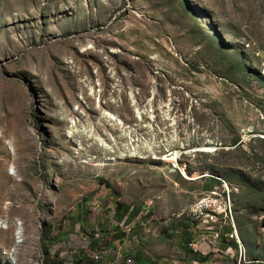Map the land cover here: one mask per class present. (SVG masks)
I'll use <instances>...</instances> for the list:
<instances>
[{
    "label": "rangeland",
    "instance_id": "obj_1",
    "mask_svg": "<svg viewBox=\"0 0 264 264\" xmlns=\"http://www.w3.org/2000/svg\"><path fill=\"white\" fill-rule=\"evenodd\" d=\"M209 228L264 262V0H0V264H200Z\"/></svg>",
    "mask_w": 264,
    "mask_h": 264
},
{
    "label": "built area",
    "instance_id": "obj_2",
    "mask_svg": "<svg viewBox=\"0 0 264 264\" xmlns=\"http://www.w3.org/2000/svg\"><path fill=\"white\" fill-rule=\"evenodd\" d=\"M210 198L209 197H206L205 199L201 200L199 202V205L196 207V212L199 213V214H206L205 216V219H206V223L210 224V225H214V222L215 220H217V215L215 214H210V211H211V202L209 201ZM227 212H228V220L230 221V218H232V211H231V208L230 206L228 205V208L226 211H223L221 216L222 217L223 215L225 217H227ZM198 215V214H197ZM197 217V216H195ZM231 235H234L231 234ZM237 235V234H235ZM219 240H220V235L219 233L216 232V229L214 228H209L208 231H204L203 234L197 238L196 240H193L189 245V251L190 253H192L193 255H200L202 257V260H198L200 261V264H216L215 262L213 261H208L207 260V256L212 253L215 255V257L219 256V257H223L224 260L230 258L228 256L227 253H225L224 251H219L218 248H219ZM239 244L241 242H238ZM123 254H126V252L124 251ZM122 254V261H124V256ZM96 260L98 261L100 259L99 256H96ZM237 263V261H236ZM126 264H133V261L128 259L126 260ZM154 264H161L159 261L157 263V261H154ZM164 264H167L165 261H164ZM194 264H197V263H194ZM234 264V263H233Z\"/></svg>",
    "mask_w": 264,
    "mask_h": 264
},
{
    "label": "trees",
    "instance_id": "obj_3",
    "mask_svg": "<svg viewBox=\"0 0 264 264\" xmlns=\"http://www.w3.org/2000/svg\"><path fill=\"white\" fill-rule=\"evenodd\" d=\"M208 18V17H207ZM210 19V18H209ZM210 24H212V31L211 33H209L212 37L214 38H217L218 36V33H217V30L215 29L214 27V23L213 21L210 19ZM247 62V61H246ZM130 212V210L126 207H124L123 205L119 204L118 205V211H117V220L118 221H121L122 219L126 218L128 216V213ZM140 215L139 212H135L131 215V220H133L134 218L137 219V217ZM189 221H185L183 223H187ZM216 226V225H215ZM231 229H229V233L225 235V237H222V243H223V247L224 248H229L231 246H234V241H233V237H231ZM198 237H194L193 235L187 233V232H184V238H183V241L185 242V245H187L185 247L186 251H188L187 247L188 245L193 241V240H196ZM130 254V253H129ZM133 255V258H134V261L136 264H152V262H146L145 260H142L141 258V255L140 254H137V255H134V254H131ZM59 264H65L64 262H60ZM74 264H82V261H76Z\"/></svg>",
    "mask_w": 264,
    "mask_h": 264
},
{
    "label": "bare ground",
    "instance_id": "obj_4",
    "mask_svg": "<svg viewBox=\"0 0 264 264\" xmlns=\"http://www.w3.org/2000/svg\"><path fill=\"white\" fill-rule=\"evenodd\" d=\"M217 233H218V232H217ZM219 235H220V240H219V248H218V250H219V251H224L225 253L228 254L229 252L220 249V243H221L222 235H221V234H219ZM218 257H219V256H218ZM209 258H211L210 261L215 262V260H213L214 258H216L214 254L210 253V254L207 256V260H208ZM219 258L223 259L222 256L219 257ZM231 261H232L231 264H233V263H234V264H264V262H260L259 260H249L248 257H247V251H246V249L241 245V243H240V245H239V247H238V252L236 253V257H233V256H232V257H231ZM236 261H237V263H236Z\"/></svg>",
    "mask_w": 264,
    "mask_h": 264
}]
</instances>
